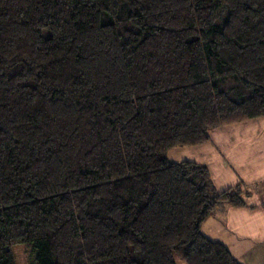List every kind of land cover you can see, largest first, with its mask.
Returning a JSON list of instances; mask_svg holds the SVG:
<instances>
[{
  "label": "trees",
  "instance_id": "1",
  "mask_svg": "<svg viewBox=\"0 0 264 264\" xmlns=\"http://www.w3.org/2000/svg\"><path fill=\"white\" fill-rule=\"evenodd\" d=\"M264 118V0H0V264H242L176 148Z\"/></svg>",
  "mask_w": 264,
  "mask_h": 264
},
{
  "label": "crops",
  "instance_id": "2",
  "mask_svg": "<svg viewBox=\"0 0 264 264\" xmlns=\"http://www.w3.org/2000/svg\"><path fill=\"white\" fill-rule=\"evenodd\" d=\"M168 158L206 166L219 192L241 186L251 194L248 207L219 208L202 232L242 264H264V118L218 128L208 143L176 148Z\"/></svg>",
  "mask_w": 264,
  "mask_h": 264
},
{
  "label": "rangeland",
  "instance_id": "3",
  "mask_svg": "<svg viewBox=\"0 0 264 264\" xmlns=\"http://www.w3.org/2000/svg\"><path fill=\"white\" fill-rule=\"evenodd\" d=\"M13 253L17 264H38L35 258V252L30 245H17L13 248Z\"/></svg>",
  "mask_w": 264,
  "mask_h": 264
}]
</instances>
